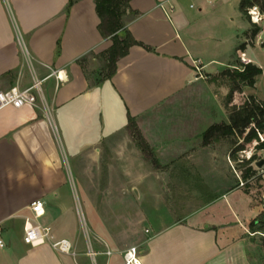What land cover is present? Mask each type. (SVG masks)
Masks as SVG:
<instances>
[{"label": "crops", "instance_id": "0c3cea01", "mask_svg": "<svg viewBox=\"0 0 264 264\" xmlns=\"http://www.w3.org/2000/svg\"><path fill=\"white\" fill-rule=\"evenodd\" d=\"M241 1L131 0L118 36L135 44L110 75L104 64L89 76L86 64L103 59L112 45L99 32L94 0H0V90L28 91L34 103L0 109V225L7 245L0 264H125L133 247L139 264H264V248L245 224L254 210L237 212L219 199L171 221L160 204L162 218L138 212L130 224L121 208H130L129 195L114 190L115 183L126 189L131 182L123 164L131 147L129 118L144 137H157L164 111L178 129L183 125L176 121L191 114L193 134L201 135L210 103L202 75L235 68L237 53L261 69L249 51L264 46V24L250 39ZM57 69L66 75L58 87ZM262 71L243 96L264 98L252 94ZM33 79L41 81L39 93ZM184 103L191 105L185 113ZM35 200L44 205L35 222L50 240L31 247L23 235ZM59 240L69 242V253L53 248Z\"/></svg>", "mask_w": 264, "mask_h": 264}, {"label": "rangeland", "instance_id": "374dc122", "mask_svg": "<svg viewBox=\"0 0 264 264\" xmlns=\"http://www.w3.org/2000/svg\"><path fill=\"white\" fill-rule=\"evenodd\" d=\"M256 4L264 8V0H257ZM244 17L251 25H254L246 12ZM243 23L245 24V21ZM254 26L259 30L262 29V25ZM262 38L264 39V32ZM240 54L235 55L232 62L234 67L244 65L240 61ZM249 55L264 72V46L252 47ZM104 64L103 59L98 60L97 63L88 62L85 66L86 71L89 72L87 74L90 76L96 68L97 71H102ZM226 69L233 71L234 68L227 67L202 75L210 89L209 127L228 123L230 106H239L247 99L245 95L243 96V92H235L232 100L228 101L231 84L222 76V72ZM252 92L258 97L264 96V73L259 77ZM257 100L264 101V98ZM182 106V111L185 113L186 110H190L191 105L184 103ZM200 107V104H196L197 109ZM163 116L162 127L159 130L160 136L144 137L135 120L136 133H132V130L127 128L131 147H129V158L125 159L123 164L129 165L131 182L126 189L115 183L114 190L115 192L124 191L129 195L130 208L128 206L121 208H124V214L128 213L130 224L135 220L138 212L145 213L148 217L162 218L157 215L160 213V204L171 212L170 220L177 221L183 218L184 213L200 212L205 205L220 199L235 206L237 212L238 210H254L255 216L245 224L251 235L264 248V178L262 177L264 174H260L261 171L256 170L254 164V161L264 157V148H256L257 142H253L252 146L236 152L233 156L232 151L240 145L242 138L226 136L217 140L212 139L208 145L204 146L202 134H193L191 114L188 117L182 116L181 121H176L182 123V129L171 127L172 115L168 114V111H164ZM201 128L203 126L194 130L201 132ZM137 131L140 132V138L144 141L146 147L143 149L145 150H141L137 145L140 142ZM248 131L249 129H246L245 133ZM261 139H264V135H261ZM121 148L119 147V150ZM117 158L115 156L114 171L115 175L121 176V171L124 169H122V163L117 162ZM67 160L71 163L69 159ZM66 169L67 175L73 177V167L66 165ZM101 171L103 174L105 169ZM138 177L142 180L137 181ZM133 189L138 191L139 197ZM155 193H160V200L159 197L155 198ZM143 195L148 197L147 200L141 198ZM164 219L165 217L162 220ZM82 229L85 231L83 225Z\"/></svg>", "mask_w": 264, "mask_h": 264}, {"label": "trees", "instance_id": "16d2710c", "mask_svg": "<svg viewBox=\"0 0 264 264\" xmlns=\"http://www.w3.org/2000/svg\"><path fill=\"white\" fill-rule=\"evenodd\" d=\"M130 1L94 0L96 13L100 19L98 26L99 32L103 38L110 37L112 41L111 47L102 55L105 61V68L107 69V75L114 72L116 61L127 53L131 45L135 44L127 34H123L122 37L118 36V33L123 28L122 18L128 9ZM256 2L257 0H243L240 3V10L245 14L247 8L256 4ZM72 3L73 0H70L69 5ZM252 27L250 39H253L259 31L254 25ZM245 46L246 44H241L238 47V51L243 52ZM260 74L261 69L251 63L247 65L240 64V67H235L233 71L229 69L224 70L222 76L231 84V89L227 97L228 101L230 102L232 100L233 93H241L244 87H253L255 78ZM229 110L228 123L210 126L202 134V144L206 146L212 139L217 140L226 136H237L238 138H242V141L232 151L233 156L236 152L252 146L253 142H257L256 148H264V139H261V135H264V101H259L249 96L241 105H232ZM127 128L131 129L132 133H136L134 119L129 118ZM246 129H249L248 133H245ZM137 132L140 140L137 145L141 150H145L143 148L146 146L140 138L141 134L139 131Z\"/></svg>", "mask_w": 264, "mask_h": 264}, {"label": "built area", "instance_id": "2783aa9c", "mask_svg": "<svg viewBox=\"0 0 264 264\" xmlns=\"http://www.w3.org/2000/svg\"><path fill=\"white\" fill-rule=\"evenodd\" d=\"M257 9V11L252 12L253 7ZM247 16L250 19V22L254 25H262L264 24V10L257 4H254L247 8L246 10ZM254 18L258 22H253ZM240 61L247 65L249 60L245 58V54H240ZM196 70H198L196 68ZM52 75L55 79V85L58 87L61 83L66 81V75L63 70L57 69L52 72ZM41 81L33 79L32 89L36 92H40ZM26 105H34L33 98L29 94L28 91H21L17 87H11L7 90H0V109L5 107H13V108H21ZM263 160L264 157L259 158L254 161L256 166V170L261 171L260 174H264V163L261 167H257V163ZM264 178V175H262ZM29 210L32 214L31 219L25 220L24 225V235H23V243L25 245L36 247L42 244H45L50 240L48 231L45 228H42L35 220L39 219L44 214V205L40 200H35L30 203ZM7 245L3 239V228L0 225V249L5 248ZM52 246L57 251L62 253H69L71 251V246L66 240H59L52 243ZM136 249L133 247L125 254V264H139L137 258L135 257Z\"/></svg>", "mask_w": 264, "mask_h": 264}, {"label": "water", "instance_id": "95a60500", "mask_svg": "<svg viewBox=\"0 0 264 264\" xmlns=\"http://www.w3.org/2000/svg\"><path fill=\"white\" fill-rule=\"evenodd\" d=\"M264 161L263 160H260L258 163H257V167H261L263 165ZM134 193L137 194V191L134 190Z\"/></svg>", "mask_w": 264, "mask_h": 264}, {"label": "clouds", "instance_id": "9594fccd", "mask_svg": "<svg viewBox=\"0 0 264 264\" xmlns=\"http://www.w3.org/2000/svg\"><path fill=\"white\" fill-rule=\"evenodd\" d=\"M252 12H255L257 11V9L255 8V6L253 7V9L251 10ZM253 22H258L255 18H254V21Z\"/></svg>", "mask_w": 264, "mask_h": 264}]
</instances>
